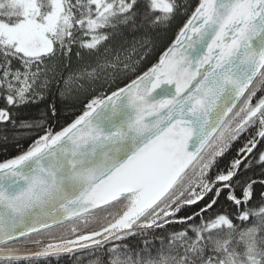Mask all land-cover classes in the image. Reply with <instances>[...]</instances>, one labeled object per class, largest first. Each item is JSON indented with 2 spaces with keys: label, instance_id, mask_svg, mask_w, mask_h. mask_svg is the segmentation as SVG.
<instances>
[{
  "label": "snow or ice",
  "instance_id": "obj_1",
  "mask_svg": "<svg viewBox=\"0 0 264 264\" xmlns=\"http://www.w3.org/2000/svg\"><path fill=\"white\" fill-rule=\"evenodd\" d=\"M0 153V264H264V0H0Z\"/></svg>",
  "mask_w": 264,
  "mask_h": 264
},
{
  "label": "trees",
  "instance_id": "obj_2",
  "mask_svg": "<svg viewBox=\"0 0 264 264\" xmlns=\"http://www.w3.org/2000/svg\"><path fill=\"white\" fill-rule=\"evenodd\" d=\"M175 27L170 29L167 33L162 34L157 40V50H162L167 44L174 38ZM77 108L80 107L79 104L76 105ZM0 158H3V154L0 153Z\"/></svg>",
  "mask_w": 264,
  "mask_h": 264
}]
</instances>
